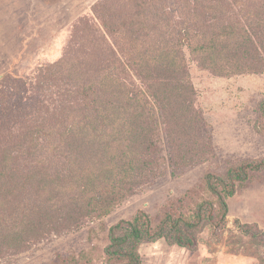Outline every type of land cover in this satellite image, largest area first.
<instances>
[{"label":"rangeland","instance_id":"374dc122","mask_svg":"<svg viewBox=\"0 0 264 264\" xmlns=\"http://www.w3.org/2000/svg\"><path fill=\"white\" fill-rule=\"evenodd\" d=\"M96 1L0 0L2 120L12 111L16 117L28 112L27 117L34 118L41 108L49 104L53 107L61 100L82 107L80 99L67 98L61 77L85 71L90 78L101 67V59L115 61V70H109H114L119 79L122 76L125 87L135 91L140 86L143 91L145 84L130 63L131 54L136 52L131 45L133 27L123 30L122 26V19L135 18L136 3L141 1L148 26L162 27L149 32L152 45L159 38L175 44L180 40L181 27H188V39L198 44L202 24L214 17L220 23L240 22L247 30L244 44L250 57L244 62L249 67L235 71L233 66L217 74L203 65L204 53H193L183 45L195 87V108L202 117L201 133L191 150L205 144L208 152L198 154L190 165L178 160V150L168 158L165 130L160 126L156 145L163 159L157 160L152 177L107 213L86 219L76 230L37 238L23 249L10 251L0 264H123V257L105 254L109 227L140 213L147 216L153 230L164 226L165 220L176 225L167 238L140 241V264H264V0H116L105 2L100 16L92 8ZM99 17L107 22L106 29ZM68 51L70 56L74 53L87 58L85 65L60 64ZM146 98L151 100L149 94ZM64 117L59 123L65 124L77 115L64 113ZM2 133L5 131L0 128ZM251 161L263 166L248 168L244 178L237 179L234 170ZM12 167L5 169L0 162V172ZM205 175H213L219 189L222 180L217 178L224 179L231 186L225 187L226 191H233L226 198L228 211L221 227L212 225L214 219L209 217V204L217 197L206 186ZM1 182L6 184V179ZM2 198L0 194V201ZM178 234L191 243L176 244L174 237Z\"/></svg>","mask_w":264,"mask_h":264},{"label":"trees","instance_id":"16d2710c","mask_svg":"<svg viewBox=\"0 0 264 264\" xmlns=\"http://www.w3.org/2000/svg\"><path fill=\"white\" fill-rule=\"evenodd\" d=\"M115 1L97 0L92 8L100 16V10L107 5L105 2ZM136 4L135 18L122 19V26L123 30L133 27L131 33L135 37L131 45L136 52L131 54L130 63L145 84L143 91L140 86H136L135 91L125 87L122 76L119 79L114 74L115 61L101 59V67L90 78L85 71L61 77L67 98L80 99L82 107L71 100L67 104L61 100L53 107L49 104L41 108L34 118L27 117L28 112L18 113L16 117L13 111L11 115L6 114L4 120L0 118V128L5 131L0 134V162L5 169L13 165L8 171L0 172L3 196L0 259L37 238L80 228L86 219L107 213L127 193L146 182L154 175L157 160L163 159L156 145L160 126L165 130L168 158L178 150V160L190 165L198 154L208 152L205 144L191 150L201 133L202 117L195 108V87L182 46L186 45L193 53H204L203 65L217 74L226 73L233 66L235 71H245L249 66L244 61L250 57L244 44L248 40L247 30L240 22L238 25L230 21L220 23L214 17L202 24L197 33L201 37L198 44H192L191 37L188 39L191 33L188 27H181L180 40L175 44L159 38L152 45L149 32H158L162 27L153 24L149 27L148 20L142 16V1ZM99 19L106 29L107 22ZM235 32L236 42L233 40ZM185 37L187 39L182 40ZM86 59L80 54L70 56L68 51V56L61 58L64 63L60 64L76 62L84 66ZM148 94L151 100L146 98ZM57 107L61 111H57ZM39 108L36 107V111ZM64 113L77 115V118L61 124ZM261 166L260 162H244L234 174L242 179L246 169ZM212 177L204 176L206 186L217 197L209 204V217L214 219V225L223 223L228 211L226 198L233 195V191H226L225 187L231 186L222 178H217L222 180L219 189ZM3 178L6 184L1 182ZM146 217L140 213L109 227L105 254L123 257V264H140L137 251L140 241L167 238L168 232L176 226L165 220L164 226L155 225L158 227L153 230ZM167 218L171 219L169 215ZM221 226L223 224L218 227ZM174 242L180 246L191 243L180 234L174 237Z\"/></svg>","mask_w":264,"mask_h":264}]
</instances>
